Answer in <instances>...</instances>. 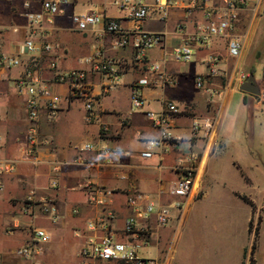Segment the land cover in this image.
I'll return each mask as SVG.
<instances>
[{
    "label": "crops",
    "instance_id": "1",
    "mask_svg": "<svg viewBox=\"0 0 264 264\" xmlns=\"http://www.w3.org/2000/svg\"><path fill=\"white\" fill-rule=\"evenodd\" d=\"M116 1L71 0L52 22H44V40L53 45L51 52L29 55L22 45L29 33L26 13L40 12L41 0H0V54L21 60L19 66L0 72V166L5 159L15 164L11 173L0 168V264H80L78 251L83 238L76 233L84 234L86 220L101 211L100 206L89 202L82 187L86 182L111 191L105 195L115 214L111 227L118 240L132 243L143 256L150 257L142 250L151 245L156 247L157 255L150 258L161 264H249L251 258L254 264H264V256L255 251L249 258L250 248L244 238L249 221L264 213V188L259 189L264 182V94L240 89L250 73L245 69L248 53H253L264 38V33L254 34L264 18V0L253 13L243 11L231 31V36L243 42L239 57L228 54V37H214L208 44L195 45L193 59L187 62L170 57L160 60L164 51L181 41L176 24L185 22L186 30L193 31L194 25L203 21L200 10L187 16L184 4H178L166 20L156 16L146 20L141 28L162 33L164 46L149 49L146 59L136 62L132 43L138 34L133 30L129 10L118 8ZM87 11L117 19L129 30L128 44L116 46L119 36L104 31L102 23L77 30L70 14ZM97 51L116 61L120 73L118 84L105 94L100 93V86L108 82L107 76L95 72L92 63L84 62ZM211 55L218 59L215 75L208 74L207 59ZM53 60L59 70H85L94 95L96 118L91 123L83 120V101L68 97L67 86L55 81L50 68ZM153 61L161 62V69L173 78V83H164L149 71ZM30 67L41 84L61 100L54 119H49L42 108L35 122L40 141L36 161L25 153V131L29 126L25 96L13 86V80ZM197 75L204 77L202 87L195 84ZM144 77L149 80L141 87L145 102L142 109L134 110L131 82ZM166 102L179 109L170 132L181 141L177 147H157L152 157L144 159L140 152L145 141L160 136V130L151 125L144 111H160ZM193 121L199 123L195 136ZM103 123L109 128L106 133L101 132ZM84 143L111 147L114 164H103L95 150H80ZM190 150L198 156L193 189L186 198L172 196L169 187L179 176L174 165ZM122 173L127 175L126 180L119 178ZM131 184L159 204L180 200L181 211L174 210L168 225L151 222L145 236L125 234L123 223L130 214L126 195ZM31 195L35 201L48 199L56 207L58 219L51 221L44 216L28 199ZM185 218L188 252L179 256L178 236ZM33 228H42L49 240L34 244L41 251L32 258L20 257L15 251L31 242ZM162 239H166L164 244Z\"/></svg>",
    "mask_w": 264,
    "mask_h": 264
},
{
    "label": "built area",
    "instance_id": "2",
    "mask_svg": "<svg viewBox=\"0 0 264 264\" xmlns=\"http://www.w3.org/2000/svg\"><path fill=\"white\" fill-rule=\"evenodd\" d=\"M71 0H41V11L38 13H26L28 18L29 33L23 40L22 45L25 52L29 55L40 53H50L53 45L44 40L46 35L45 23L52 22L53 16L63 12L64 6ZM260 0H117L118 8L128 9L129 18L133 21V30L137 32L138 37L133 41L134 54L133 60L143 62L146 59V53L149 49L164 46V36L160 32L145 31L141 25L148 19L156 16L159 20H166L169 11L178 4H184L183 8L187 16L192 15L196 10H200L203 21L194 25V30L188 32L185 22H178L176 30L180 32L181 41L172 47L171 50L164 51L161 62L170 57L173 61L187 62L192 59L194 46L208 44L214 37H228L227 52L231 57H239L243 48L241 39L231 36V31L237 25L239 15L243 11L253 13ZM27 5V3H25ZM70 20L77 30L83 31L99 23L104 25V31L115 33L119 37L115 44L123 47L128 44L129 30L121 26L119 21L114 18L105 17L97 11H87L84 13H71ZM217 57L209 56V75L217 73ZM153 61L149 64V71L157 79L164 83H173V78L167 76L161 69V62ZM86 63H92V69L106 75L108 82H102L100 93L105 94L115 87L120 80L116 61L104 57L100 51L89 55L84 59ZM21 64L17 56L0 54V72L4 69H11ZM50 68L54 71V79L57 83L65 84L68 90V97L80 99L84 103L85 114L83 120L91 123L95 118L93 107L94 95L92 84L87 80V74L83 69L59 70L56 62H50ZM242 79L244 76L241 77ZM147 77L133 80L131 82V108L134 110L142 109L145 99L141 87L149 83ZM204 77L197 75L195 84L202 87ZM13 86L18 94L25 96V108L29 126L25 131L26 149L25 153L30 155L32 161L37 160L36 148L39 141L36 121L40 115L41 109L45 108L49 119H54L61 107V100L49 89L41 84L38 74L30 68L24 70L22 75L13 80ZM264 94V93H262ZM179 112L177 105L172 102H166L160 111L145 110L144 114L151 125L160 130V136L156 139H147L145 148L140 152L144 159L150 158L157 147L178 146L181 138L172 136L170 130ZM124 123V121H122ZM199 128L197 121L192 122L193 136ZM106 124H101V132L108 131ZM80 150H95L103 159V164H114L112 159L114 151L111 147L97 146L93 143H84ZM198 156L195 151H188L174 169L179 172L178 178L173 181L169 187V194L176 197L186 198L192 191L197 172ZM4 173H11L15 169L14 161L3 160L0 166ZM57 168V167H56ZM57 170V169H56ZM120 179L126 180L127 175L122 173ZM1 187V185H0ZM82 187L87 192V198L92 205L100 206L101 211L95 218L86 220L84 234H78L83 238L80 244L78 255L81 258L80 264H161L158 260L141 255L135 245L127 241H120L116 237V231L111 227V221L115 214L108 207L105 195L111 193L109 190H103L91 183L86 182ZM32 204L40 208V212L51 221L58 219L56 207L48 201L41 198L34 200L31 195L28 197ZM126 205L130 214L123 223V232L125 234L146 235L149 230V224L155 222L158 226L168 225L174 217V210L181 211L183 202L174 201L171 204H159L152 197L138 191L133 184L130 185L126 195ZM76 212V209L73 210ZM49 235L42 228H33L31 231V242L16 249L15 253L23 258H32L41 250L34 244L46 242Z\"/></svg>",
    "mask_w": 264,
    "mask_h": 264
},
{
    "label": "rangeland",
    "instance_id": "3",
    "mask_svg": "<svg viewBox=\"0 0 264 264\" xmlns=\"http://www.w3.org/2000/svg\"><path fill=\"white\" fill-rule=\"evenodd\" d=\"M253 31V30H252ZM264 33V18L263 20L260 21V23L256 26V29L254 31V34L258 35V34H263ZM264 42V38L259 40V42L256 44L258 45L259 43ZM255 49L249 51L248 55V61H247V65L245 66V69H247L248 71L252 72L254 75V78L256 80H258L257 84L259 85L261 94L264 93V50H258L256 49V46L254 47ZM263 56V57H262ZM262 57V58H260ZM193 59V58H192ZM202 70V69H201ZM264 107V106H263ZM260 188H264V182L260 183ZM259 217V220H258ZM257 229V235L255 234V230ZM181 232L179 233L178 236V253L179 256L181 254H185L187 251L186 249V233H187V218H185L184 220V224L180 230ZM168 233H170V230L168 231ZM244 238H245V242L247 241L246 245H248L249 249V258L252 257V255L254 254H258L261 257L264 256V213L261 214V212L259 213V215H257L253 221H252V230L245 232L244 234ZM163 240V239H162ZM161 240V244H164V242L166 241V239H164L163 241ZM252 244L256 245V247L258 246V248L255 249L253 248L252 250ZM142 252L146 253L148 256L150 257H154L157 255V249L156 247H153L151 245H149L147 248H145L144 250H142Z\"/></svg>",
    "mask_w": 264,
    "mask_h": 264
},
{
    "label": "water",
    "instance_id": "4",
    "mask_svg": "<svg viewBox=\"0 0 264 264\" xmlns=\"http://www.w3.org/2000/svg\"><path fill=\"white\" fill-rule=\"evenodd\" d=\"M256 49L264 50V42H261L258 45H256ZM240 89L244 92H247L253 95L261 94L260 88L254 78L253 73H249V75L244 79V81L240 85Z\"/></svg>",
    "mask_w": 264,
    "mask_h": 264
},
{
    "label": "trees",
    "instance_id": "5",
    "mask_svg": "<svg viewBox=\"0 0 264 264\" xmlns=\"http://www.w3.org/2000/svg\"><path fill=\"white\" fill-rule=\"evenodd\" d=\"M250 73H252V72H250ZM243 199L246 200V201H248V202H250V200L247 197H245V196L243 197ZM251 205H252V207L254 209L253 203H251ZM258 220H259V217H258ZM248 228H249V231L252 230V220L249 221V227ZM255 234L257 235V229L255 230ZM254 246L255 245L252 244V248H254ZM249 264H254V260L252 258L250 259V263Z\"/></svg>",
    "mask_w": 264,
    "mask_h": 264
}]
</instances>
